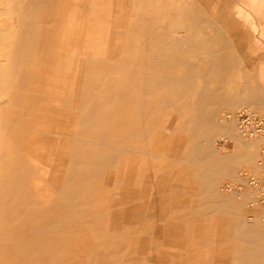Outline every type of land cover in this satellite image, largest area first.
<instances>
[{"label": "rangeland", "instance_id": "rangeland-1", "mask_svg": "<svg viewBox=\"0 0 264 264\" xmlns=\"http://www.w3.org/2000/svg\"><path fill=\"white\" fill-rule=\"evenodd\" d=\"M7 1L0 0V36L3 38L0 37V43L2 42L0 44V102L2 101L0 103V124L3 126L0 125V141L2 142L0 143L3 144L6 140H8L6 141L7 143H10L0 144V148H4V150L0 149L2 151V153L0 151V170L2 171L0 172V186H7L0 187V203L2 206L0 207V213H7L9 209L8 214L4 216L11 217L7 218L8 223L6 222L7 219H3L5 221L2 222L4 226L2 229L1 221L4 216L0 214V216L2 215L0 217V233L3 234L0 235V244H2L0 245V264H92L93 262H95L93 264H164L165 262L166 264H183L184 262L199 264L197 262L201 260L206 262L201 261L200 264H250L253 261L251 264H254L255 260L257 264H264V0H152L153 7H147L146 3V7L140 11L133 9V0H125L122 3L123 9L121 11H116V9L122 0H113V2L95 0V3L92 2L90 5H86L85 0H63L66 10L58 9L54 0H10L9 4ZM137 1L142 3L151 0ZM189 2L190 7L188 9L187 3ZM34 3L36 5L31 6ZM173 3L176 5L174 6ZM111 5L114 7L113 9H110ZM150 5L152 6L151 3ZM44 7L47 8L46 13ZM70 12H75V15L70 16ZM58 13H64L65 15ZM23 15L25 20L21 19ZM43 15L46 16L45 19ZM42 19L44 20L42 21ZM26 20L31 25L27 22L25 24ZM33 25L35 26L33 27ZM57 25L62 26L66 31L70 29L69 31L72 32L74 30L77 33L75 37V33H72V40L60 41L56 48L54 41L56 35L52 31ZM26 26L28 28L33 27V29H28ZM36 28L38 29L36 30ZM27 29L30 33L32 30L33 33L36 30V35L34 34V36L31 33V35H28L30 39H27L28 36L25 35L29 33ZM82 29L92 30V43L94 46L90 47V49L85 48V39L80 37ZM43 31L44 33H42ZM42 34L48 37L44 36L43 40L41 38L38 41ZM77 37L78 40L76 39ZM197 37L199 38L197 39ZM45 39L47 40L45 41ZM32 41L34 43H31ZM25 44L28 45L26 46ZM35 44H37L36 48L40 44L43 49L41 47H39L40 49L37 48L38 54L35 52ZM29 46L33 47L31 49L34 50L32 51ZM61 46L64 52H61L59 58L56 56L53 58V49H58ZM25 47L32 51L31 57L27 53H30V51L27 48L26 51ZM75 48L76 51H74ZM24 52L26 54L22 56ZM19 54H21L20 57H18ZM36 55L37 57H35ZM13 61H19L16 66L18 68H15L16 64L13 66L14 70L21 71L18 78L15 76L18 72L14 71L15 74H9L10 69L13 68ZM187 61L192 64V68L189 62L190 67L188 66ZM30 62L31 64H27ZM32 62L37 63H34L36 67H34L35 65ZM6 63L7 66L5 67ZM48 63L50 64L48 65ZM51 64V68H46L50 67ZM27 65L31 67L26 68ZM32 65H34L33 68ZM74 66H76L75 69ZM46 69L47 71H44ZM65 69L69 71L66 72ZM34 74L36 77L33 76ZM15 78L17 82L14 80ZM39 78L54 80L40 81L38 80ZM18 79H21L23 83L26 82L24 83L25 86ZM34 79L35 81H33ZM65 82H67V85ZM68 83L71 86L69 85L68 87ZM76 84L77 87L75 86ZM43 86H45L44 89H42ZM186 87H189V89ZM18 89L21 91H17ZM49 89L51 90L49 91ZM87 91L89 92L87 93ZM165 92H168V94ZM48 93L50 95L58 94L62 97L57 95L58 98H54L49 96ZM32 96H34L33 99ZM62 100H65L64 103ZM19 103L21 105L15 106ZM23 103L27 104L24 105ZM30 103L31 106H29ZM76 107L78 110H76ZM59 108L60 111H57ZM34 109H37L36 112ZM6 111L7 113H5ZM2 112L5 114L1 118ZM106 113L107 115H104ZM91 115L93 116L91 117ZM152 115L156 122L151 119ZM185 116L187 117L185 118ZM45 120L48 121L45 122ZM22 122H26V124L23 123V125ZM143 122L145 123L143 124ZM151 122L152 124L150 125L149 123ZM20 123L21 125H18ZM61 123H63L62 131H57V129H60L58 127ZM187 123L188 125H186ZM76 126L77 128H75ZM187 127L190 128L188 129ZM24 128H26L27 132L34 134H26ZM29 128L30 130H28ZM81 128H84V130L86 128V131L84 132ZM114 128L116 130L120 128L121 130H117V132ZM212 128L214 129L212 130ZM32 129L33 131H31ZM91 129L92 131H90ZM108 129L109 131H107ZM70 130L72 132L75 131L72 137ZM94 130L96 131L94 132ZM214 130L215 132H213ZM51 131H53V135ZM191 131L193 132L191 133ZM6 132L8 133L6 134ZM59 132H62L61 135L58 134ZM97 132L101 133V135ZM107 132H111L109 133L110 135ZM229 132L231 135H229ZM92 135L95 137L93 138ZM104 136L108 137L104 138ZM54 137L56 139L59 137L60 140L59 138L56 140ZM134 137L136 138L134 139ZM198 137L202 140H199ZM213 140H216L217 144ZM33 141L34 144H31ZM61 141L62 143H60ZM13 142H16L18 148ZM85 142L87 144L82 145ZM146 142L147 144H145ZM44 147L47 148L45 149ZM55 149L58 151L56 150V152ZM9 151L20 152L15 155L16 158L21 160L17 161L24 168L21 165L19 166L13 155L14 153H9ZM24 151H26L27 155ZM39 151H42L41 154ZM44 152L48 159L43 155ZM110 152L114 154L112 153L110 156ZM35 153L42 156L38 159V161H41V167L36 160L38 155ZM48 153L52 154L47 155ZM99 153H101L100 158L98 157ZM218 153L220 154L218 155ZM6 154L11 155L6 158ZM62 155L64 157L66 155V157L64 158ZM124 155L125 157H123ZM137 155H140V158ZM224 155L226 158H222L225 157ZM142 156L145 157L143 158ZM33 157L37 158L33 159ZM44 157L46 158V163L50 160L47 164ZM75 157V161L79 159L76 163L73 162ZM2 158L6 159L3 160ZM55 158L57 159L55 160ZM138 158L139 160H137ZM83 159H86V161L80 162ZM151 159L153 160L151 161ZM223 159H226L224 160L226 161L225 167ZM25 160H29V163ZM23 161L26 162L27 167L26 164L23 165L25 163ZM132 161L134 162L132 163ZM34 162L36 163L34 164ZM90 162L91 164H89ZM10 163L13 164V167L10 166ZM14 163L18 164V167H22L23 170H21L22 168L18 169ZM28 165H31V169ZM49 165L51 170L48 169ZM211 165L214 166L212 167ZM181 166L182 169H180ZM209 166L215 170L209 169ZM14 167L18 169L17 173L14 172ZM28 170L30 173L32 172L31 175ZM208 170L211 171L209 172ZM20 171L24 173L27 171L30 176H26V173L25 175L23 172L20 173ZM39 171L41 174H39ZM214 172L215 174H213ZM204 175L208 178L205 179ZM17 176L18 181L14 180L18 184L13 182L14 180L12 181V178ZM37 176H40L37 181L41 184L36 181ZM159 176L162 178H159ZM72 177L77 182H73ZM82 177L84 178V183L82 182ZM21 178L24 179L22 180ZM28 178L33 181H26ZM201 180L207 182L208 185ZM32 182L35 185L38 184V187H35V189L39 188L38 192L33 191L35 189ZM14 183L16 188L13 185ZM85 183L90 184V187ZM214 183L216 187H211L214 186ZM70 184H74V187L71 188ZM198 184H203V186ZM176 185L178 189L180 188L179 190L175 187ZM18 186L22 189L18 190ZM49 187L57 197H53L55 195L51 191L49 192ZM7 189H14L11 192L12 196L7 194L10 192ZM47 189H49V195L52 194L50 197L52 196L53 198L48 196ZM4 190H7V192ZM17 190L19 191L18 193ZM179 191L181 192L178 193ZM13 192L16 194L14 193V195ZM185 192L186 194L182 196V193ZM1 194L6 196V199L9 195V200L7 199V201ZM26 194L29 198L26 197ZM10 196L12 197L11 199ZM44 196L49 197L50 202ZM16 199L22 203L18 205ZM219 199L223 203H217ZM41 200L45 204L48 202L47 205ZM62 200L64 201L62 202ZM176 200L177 204H175ZM100 201L104 202H101L102 204L98 208ZM225 202L227 204H224ZM71 205L73 206L71 207ZM14 206L20 207L17 209ZM12 207L13 209L15 208L13 214H11L13 211L10 212ZM228 207L231 208L229 209ZM151 211L154 213H151ZM215 211L217 212L215 213ZM66 214L69 215L67 216ZM75 215L77 216L75 217ZM239 216L241 220L247 222L241 221L240 218L238 219ZM163 219L165 220L163 221ZM12 230L15 232H12ZM233 231L236 232V235H234ZM237 231L240 233L238 234ZM36 235L38 238H35ZM188 235L190 239L187 237ZM156 236L157 238L159 237L158 241ZM163 238L166 242L163 241ZM196 239H200L201 241L198 240L200 243L195 241ZM240 240H243L244 243ZM154 241H160L161 243L155 244ZM37 242L38 245L40 244L39 246L35 244ZM256 242L259 246L261 244V249ZM42 245L48 248L43 246L44 248L42 247L41 249ZM68 245L69 248L67 249ZM182 246L185 248H182ZM234 247H237L236 250ZM168 250L171 251L168 252ZM173 250L174 252H172ZM229 250L236 255L234 256ZM240 250H243L244 253L242 251L240 254ZM259 251L262 252L260 253ZM70 252H73L72 256H70ZM257 253L258 257L255 259L256 257L254 256H257ZM75 255L76 257H74ZM149 255L152 257H149ZM227 257L230 259H227ZM235 260H239L241 263Z\"/></svg>", "mask_w": 264, "mask_h": 264}, {"label": "bare ground", "instance_id": "bare-ground-1", "mask_svg": "<svg viewBox=\"0 0 264 264\" xmlns=\"http://www.w3.org/2000/svg\"><path fill=\"white\" fill-rule=\"evenodd\" d=\"M5 1H6V0H5ZM9 1H10V0L7 1L8 4H9ZM48 1H49V0H48ZM48 1H46V2H48ZM54 2L57 4L56 6H57L58 9H61V10L65 9V8H64L63 0H54ZM31 3H32V2H31ZM28 4H29V3H28ZM35 5H36V3H34V5H31V6H35ZM29 6H30V5H29ZM41 9H42V8H41ZM44 9H45V13H46V11H47L46 9H47V8L44 7ZM7 10H8V9H7ZM65 10H66V9H65ZM5 12H6V11H5ZM45 13H44V15H45ZM58 14H62V15H63L64 13H58ZM29 15H30V14H29ZM29 15H27V16H29ZM44 15H43V18L45 19L46 16H44ZM74 15H75V12H73V13L70 12V16H74ZM52 16H53V15H52ZM23 17H25V16H24V15L21 16V19H22ZM12 18H13V17H12ZM28 18H29V17H28ZM16 19H18V18H16ZM23 19H24V18H23ZM31 19H32V18H31ZM44 19H42V21H43ZM11 20H12V19H11ZM24 20H25V19H24ZM28 21H29V19H28ZM38 21L40 22V20H38ZM13 22H14V19H13ZM26 22H27V20L25 21V24H26ZM14 23H15V22H14ZM14 23H13V24H14ZM27 23L29 24V22H27ZM36 23H37V22H36ZM40 23H43V22H40ZM19 24H20V23H19ZM34 24H35V23H34ZM185 24H186V23H185ZM29 25H31V24H29ZM0 26H1V25H0ZM14 26H15V25H14ZM16 26H17V25H16ZM34 26H35V25H33V27H34ZM19 27H20V26H19ZM26 27H27V26H26ZM33 27H31V28L33 29ZM12 28H13V27H12ZM27 28H28V27H27ZM31 28H28V29H31ZM6 29H7V27H6ZM16 29H17V27H16ZM28 29H27V30H28ZM34 29H35V28H34ZM37 29H38V28H36V30H37ZM46 29H47V28H46ZM49 29H50V28H49ZM76 29H77V28H76ZM17 30H18V29H17ZM17 30H16V31H17ZM36 30H34V31L36 32ZM69 30H70V29H69ZM69 30L66 31L64 28H62V26H58V25L55 27V29H53L52 32L55 33L56 38H60V39H56V38H55V40H54L55 43H56V45H55L56 48H57V44H58L60 41H61V42H65V41H67L68 39H69V40H72V39H73L72 33H75V34H74V37H75V35H76L77 32H74V30H72V32H71V31H69ZM84 30H85V31H84ZM1 31H2V30H1ZM3 31H4V30H3ZM9 31H10V30H9ZM16 31H15V32H16ZM30 31H31V30H30ZM44 31H45V30H44ZM44 31H43L42 33H44ZM26 32H27V31H26ZM28 32H29V30H28ZM35 32L33 33V30L31 31V33H32L33 35H34V34L36 35L37 32H36V33H35ZM91 32H92V30H90V29H89V30H87V29H82V32H81V35H80L81 38H84V39H85V40H84V43H85V48H87V49H90V47H93V46H94V44L92 43V38H93V36H92V33H91ZM5 33H6V32H5ZM8 33H9V32H8ZM10 33H11V32H10ZM31 33L29 32V33H26L25 35L28 36V35H31ZM35 35H34V36H35ZM42 35H43V36H42ZM42 35H41L42 37L40 36V39L38 38V41H40L41 38H42V40H43V37L46 36V35H44V34H42ZM2 36H3V34H2ZM37 36H38V35H37ZM77 36H78V35H77ZM205 36H206V35H205ZM205 36H204V37H205ZM0 37H1V36H0ZM4 37H5V35H4ZM31 37H32V36H31ZM46 37H48V36H46ZM1 38H2V37H1ZM32 38H36V37H32ZM198 38H199V37H197V39H198ZM200 38H201V37H200ZM202 38H203V37H202ZM210 38H211V37H210ZM2 39H3V38H2ZM2 39H1V41H2ZM7 39H8V38H7ZM27 39H30L29 36L27 37ZM47 39H48V38H47ZM47 39H45V41H46ZM76 39L78 40V37H77ZM203 39H204V38H203ZM32 40H33V39H32ZM36 40H37V39H36ZM63 40H65V41H63ZM182 40H183V38H182ZM194 40H195V39H194ZM27 41L29 42V40H27ZM30 41H31V40H30ZM38 41H37V43H38ZM24 42H25V41H24ZM34 42H35V40H34ZM34 42L32 41L31 43H34ZM43 42H44V41H43ZM78 42H79V41H78ZM180 42H182V41H180ZM180 42H179V43H180ZM1 43H2V42H1ZM1 43H0V44H1ZM31 43H30V45H31ZM44 43H46V42H44ZM196 43H197V42H196ZM41 44H42V43H41ZM46 44H47V43H46ZM25 45H26V44H25ZM27 45H28V44H27ZM27 45H26V46H27ZM36 45H37V44L34 45V46H35L34 48H36ZM38 45H39V46H38L37 48L41 47L40 44H38ZM71 46H72V43H71ZM0 47H1V45H0ZM29 47H30V49L33 48V47H31V46H29ZM26 48H27V47H25V50H26ZM37 48L35 49V50H36L35 52H37ZM56 48L53 49V58H54V56H56V57L59 58L61 52L63 51V49H62L63 47H62V46H61L60 48H58V49H56ZM69 48H70V47H69ZM23 49H24V48H22V50H23ZM27 49H28V51H30L29 48H27ZM39 49H40V48H39ZM39 49H38V50H39ZM41 49H42V47H41ZM25 50H23V51H25ZM31 50L33 51L34 49H31ZM42 50H43V49H42ZM26 51H27V50H26ZM32 51H30V53L27 52L28 55H30V54L32 53ZM74 51H76V48L74 49ZM18 52H20V51H18ZM63 52H64V51H63ZM9 53H11V52H9ZM9 53H7V54H9ZM20 53H21V52H20ZM33 53H34V52H33ZM25 54H26V52H24V55L22 54V56H25ZM37 54H38V52H37ZM168 54H169V53H168ZM13 55H14V54H13ZM34 55H35V53H34ZM45 55H46V54H45ZM169 55H170V54H169ZM20 56H21V54L18 55V57H20ZM62 56H63V55H62ZM7 57H8V56H7ZM30 57H31V55H30ZM35 57H37V55H36ZM35 57H34V58H35ZM75 57H76V56H75ZM78 57H79V56H78ZM80 57H81V56H80ZM84 57H85V56H84ZM190 57H191V55H190ZM22 58H23V57H22ZM25 58H26V57H25ZM34 58H31V59H34ZM16 59H17V57H16ZM16 59H15V60H16ZM39 59H40V58H39ZM86 59H87V58H86ZM17 60H18V59H17ZM26 60H27V59H26ZM75 60H76V59H75ZM87 60H88V59H87ZM7 61L10 62L9 60H7ZM30 61H31V60H30ZM33 61H34V60H33ZM41 61H42V60H41ZM174 61H175V60H174ZM8 62H7V63H8ZM14 62H16V61H13V62H12V67L14 66V64H16V65H15V68H18V67H16V66H17V63H18L19 61L16 62V63H14ZM24 62H25V61H24ZM26 62H28V61H26ZM48 62H49V61H48ZM175 62H176V61H175ZM188 62H189V61H187V64H188ZM7 63H6V65H5V67L7 66ZM32 63L34 64L35 62H32ZM39 63H40V62H39ZM42 63H43V61H42ZM44 63H45V62H44ZM60 63H61V62H60ZM171 63H172V62H171ZM184 63H185V62H184ZM189 63H190V62H189ZM21 64H22V62H21ZM27 64H31V62H30V63H27ZM35 64H37V63H35ZM35 64H34V65H35ZM40 64H41V63H40ZM45 64H47V63H45ZM49 64H50V63H48V65H49ZM66 64H67V63H66ZM74 64H75V62H74ZM83 64H84V63H83ZM83 64H82V66H83ZM172 64H173V63H172ZM172 64H171V66H172ZM176 64H177V63H176ZM190 64H191V63H190ZM34 65H32V68H33ZM86 65H87V64H86ZM174 65H175V64H174ZM29 66H30V65H27L26 68L29 67ZM37 66H38V65H37ZM40 66H41V65H40ZM59 66H60V65H59ZM79 66H80V65H79ZM188 66H189V64H188ZM30 67H31V66H30ZM34 67H36V65H35ZM51 67H52V64H51L50 67H46V68H51ZM75 67H76V66H74V69H75ZM189 67H190V66H189ZM10 68H11V66H10ZM32 68H31V69H32ZM62 68H63V67H62ZM86 68H87V67H86ZM173 68H174V67H173ZM191 68H192V64H191ZM222 68H223V67H222ZM224 68H225V67H224ZM2 69H4V68L2 67ZM12 69H13V72H12ZM12 69H10L9 74H10V73L15 74V72H18V70H16V69L14 70V67H13ZM21 69H22V68H21ZM28 69H30V68H28ZM63 69H64V68H63ZM67 69H69V68L67 67ZM67 69H65L66 72L69 71V70H67ZM51 70H52V69H51ZM162 70H163V68H162ZM169 70L171 71V69H169ZM14 71H15V72H14ZM26 71H27V70H26ZM35 71H36V70H35ZM44 71H47V69L44 70ZM85 71H87V70H85ZM172 71H173V70H172ZM19 72L21 73V71H19ZM19 72H18L17 75L15 74L16 78L20 77V75H19L20 73H19ZM29 72H30V71H29ZM36 72H37V71H36ZM36 72H34V73L36 74ZM219 72H221V71H219ZM23 73H25V72H23ZM196 73H197V72H196ZM198 73H199V72H198ZM27 74H29V73H27ZM35 74H34L33 76L36 77ZM84 74H85V73H84ZM18 75H19V76H18ZM23 75H25V74H23ZM38 75H39V74H38ZM38 75H37V76H38ZM76 75H77V74H76ZM213 75H214V74H213ZM15 76H14V77H15ZM21 76H22V74H21ZM25 76H26V75H25ZM27 76H28V75H27ZM77 76H78V75H77ZM81 76H82V75H81ZM184 76H185V75H184ZM56 77H57V76H56ZM74 77H75V75H74ZM206 77L208 78V76H206ZM206 77H205V78H206ZM210 77H212V76H210ZM16 78H15L14 80H16V82H17V79H16ZM62 78H63V76H62ZM67 78H68V77H67ZM170 78H171V76H170ZM202 78H203V77H202ZM70 79H72V78H70ZM164 79H166V78H164ZM183 79H185V78H183ZM195 79H196V78H195ZM20 80H21V79H20ZM20 80L18 79V81H20ZM38 80H40V81H52V80H54V79H43V78L41 79V78H39ZM80 80H81V79H80ZM23 81H24V80H23ZM33 81H35V79H34ZM62 81H63V80H62ZM65 81H67V80H65ZM83 81H84V80H83ZM165 81H166V80H165ZM202 81L204 82V80H202ZM16 82H15V83H16ZM21 82H22V80H21ZM31 82H32V80H31ZM38 82H39V81H38ZM38 82H37V83H38ZM70 82H71V81H70ZM74 82H75V81H74ZM162 82H163V81H162ZM162 82H161V83H162ZM205 82H206V81H205ZM207 82L209 83V81H207ZM210 82H211V81H210ZM8 83H9V82H8ZM13 83H14V82H13ZM22 83H23V82H22ZM24 83H26V82H24ZM24 83H23V85L25 86ZM66 83H67V82H65V84H66ZM79 83H80V82H79ZM88 83H89V82H88ZM189 83H190V81H189ZM3 84H4V83H3ZM10 84H11V83H10ZM27 84H28V83H27ZM60 84H61V83H60ZM65 84H64V86H65ZM89 84H90V83H89ZM205 84H207V83H205ZM8 85H9V84H8ZM15 85H17V84H15ZM20 85H21V84H20ZM20 85H19V86H20ZM33 85H35V84H33ZM33 85H32V87L34 88ZM40 85H42V84H40ZM40 85H39V86H40ZM44 85H45V84H44ZM66 85H67V84H66ZM69 85H70V84L68 83V87H69ZM191 85H192V84H191ZM208 85H209V84H208ZM29 86L31 87V85H29ZM36 86H38V85L36 84ZM45 86H47V85H45ZM45 86H43L42 89H44ZM48 86H49V85H48ZM64 86H63V87H64ZM70 86H71V85H70ZM75 86L77 87V84H76ZM82 86H85V85H82ZM173 86H174V85H173ZM187 86H188V85H187ZM189 86H190V85H189ZM205 86H206V85H205ZM205 86H204V87H205ZM27 87H28V85H27ZM51 87H52V86H51ZM53 87L56 88L55 86H53ZM59 87H60V86H59ZM206 87H207V86H206ZM209 87H210V86H209ZM12 88L14 89L13 84H12ZM23 88H24V87H23ZM57 88H58V87H57ZM79 88H80V87H79ZM79 88H78V89H79ZM177 88H178V87H177ZM186 88H187V87H186ZM36 89H37V88H36ZM38 89H39V87H38ZM47 89H48V88H47ZM60 89H61V88H60ZM82 89H83V88H82ZM144 89H146V88H144ZM150 89H151V87H150ZM187 89H189V87H188ZM190 89H191V88H190ZM206 89H208V88H206ZM210 89H211V88H210ZM19 90H20V89H18L17 91H19ZM50 90H51V89H49V91H50ZM62 90H63V88H62ZM67 90H68V89H67ZM154 90H155V89H154ZM165 90H166V89H165ZM199 90H200V89H199ZM211 90H212V89H211ZM17 91H16V92H17ZM20 91H21V90H20ZM28 91H30V90H28ZM32 91H33V90H32ZM35 91H36V90H35ZM39 91H40V89H39ZM47 91H48V90H47ZM69 91H70V90H69ZM89 91H90V90H89ZM89 91H87V93H88ZM148 91H149V90H148ZM174 91H175V89H174ZM180 91H181V90H180ZM13 92H14V91H13ZM22 92H23V91H22ZM58 92H59V91H58ZM169 92H170V91H169ZM175 92H176V91H175ZM28 93H29V92H28ZM42 93H43V92H42ZM78 93H79V92H78ZM165 93L168 94V92H165ZM165 93H164V94H165ZM170 93H171V92H170ZM182 93H183V92H182ZM204 93H205V92H204ZM211 93H212V92H211ZM213 93H214V92H213ZM217 93H219V92H217ZM48 94H49V96L54 97V98L57 97V95H58V94H57V95H54V94H51V95H50V93H48ZM172 94H174V93L172 92ZM172 94H171V95H172ZM200 94H201V93H200ZM209 94H210V92H209ZM215 94H216V93H215ZM52 95H54V96H52ZM175 95H176V94H175ZM175 95H174V97H175ZM25 96H26V95H25ZM38 96H39V95H38ZM44 96H45V95H44ZM46 96H47V95H46ZM58 96H60V95H58ZM73 96H74V95H73ZM202 96H203V95H202ZM211 96H212V95H211ZM33 97H34V96H32V99H33ZM39 97H40V96H39ZM60 97H62V96H60ZM60 97H59V98H60ZM67 97H68V96H67ZM70 97H71V96H70ZM77 97H78V95H77ZM79 97L81 98V96H79ZM180 97H181V96H180ZM212 97H213V96H212ZM26 98H27V97H26ZM28 98H29V97H28ZM57 98H58V97H57ZM156 98L158 99V97H156ZM194 98H196V97H194ZM216 98H217V97H216ZM30 99H31V97H30ZM61 99H62V98H61ZM76 99H78V98H76ZM173 99H174V98H173ZM177 99H179V98L177 97ZM177 99H176V100H177ZM202 99H203V97H202ZM214 99H215V98H214ZM217 99H218V98H217ZM219 99H220V98H219ZM27 100H28V99H27ZM27 100H26V101H27ZM65 100H66V99H65ZM65 100H64V101H65ZM160 100H161V98H160ZM205 100H206V99H205ZM28 101H30V100H28ZM31 101H32V100H31ZM44 101H45V100H44ZM47 101H48V100H47ZM64 101L62 100L63 103H64ZM76 101H77V100H76ZM153 101H155V100H153ZM184 101H185V100H184ZM184 101H183V102H184ZM186 101H187V100H186ZM195 101H196V99H195ZM210 101H211V100H210ZM217 101H220V100H217ZM1 102H2V101H1ZM1 102H0V103H1ZM12 102H14V101H12ZM15 102H16V101H15ZM17 102H19V101H17ZM50 102H51V101H50ZM62 102H61V103H62ZM162 102H164V101L162 100ZM183 102H181V103H183ZM202 102H203V101H202ZM213 102H215V101H213ZM213 102H212V103H213ZM221 102H222V101H221ZM223 102H224V101H223ZM5 103H7V102H5ZM28 103H29V102H28ZM45 103H46V102H45ZM47 103H48V102H47ZM53 103L55 104V102H53ZM58 103H59V102H58ZM61 103H60V104H61ZM204 103H205V101H204ZM23 104H24V103H23ZM25 104H27V103H25ZM25 104H24V105H25ZM157 104H158V103H157ZM161 104H162V103H161ZM198 104H199V103H198ZM224 104H225V102H224ZM3 105H4V104H3ZM18 105H21V104L19 103V104L15 105V106H18ZM61 105H62V104H61ZM150 105H151V104H150ZM152 105H154V104H152ZM159 105H160V104H159ZM162 105H163V104H162ZM180 105H182V104H180ZM196 105H197V104H196ZM196 105H195V106H196ZM13 106H14V104H13ZM29 106H31V103H30ZM29 106H28V107H29ZM46 106H47V105H46ZM59 106H60V105H59ZM70 106L72 107V105H70ZM73 106H74V104H73ZM157 106H158V105H157ZM157 106H156V107H157ZM160 106H161V105H160ZM192 106H193V105H192ZM22 107H23V106H22ZM162 107H163V106H162ZM202 107H203V106H202ZM73 108H74V107H73ZM79 108H80V107H79ZM158 108H159V107H158ZM206 108H207V107H206ZM2 109H3V108H2ZM14 109H15V108H14ZM62 109H63V108H62ZM145 109H146V108H145ZM159 109H160V108H159ZM184 109H185V108H184ZM18 110H19V109H18ZM34 110H35V112H36L37 109H34ZM34 110H33V111H34ZM73 110H74V109H73ZM76 110H78L77 107H76ZM161 110H162V108H161ZM191 110H192V109H191ZM3 111H5V110L3 109ZM23 111H24V110H23ZM27 111H28V110H27ZM29 111H30V110H29ZM42 111H43V110H42ZM57 111H60V108H59ZM70 111H71V110H70ZM80 111H82V110H80ZM97 111H98V110H97ZM128 111H129V110H128ZM165 111H167V110H165ZM168 111H169V110H168ZM187 111H188V108H187ZM43 112H44V111H43ZM61 112H63V111H61ZM64 112H65V111H64ZM73 112H74V111H73ZM86 112H87V110H86ZM95 112H96V111H95ZM170 112H171V110H170ZM215 112H216V110H215ZM5 113H7V111H6ZM5 113L2 112V116H1V118L4 117L3 114H5ZM17 113H18V112H17ZM37 113H38V111H37ZM44 113H45V112H44ZM44 113H43V114H44ZM93 113H94V111H93ZM107 113H108V112H107ZM107 113L104 114V115H107ZM167 113H169V112H167ZM172 113H173V112H172ZM186 113H187V112H186ZM210 113H211V112H210ZM210 113H209V114H210ZM40 114H41V112H40ZM45 114H46V113H45ZM48 114H50V113H48ZM48 114H47V115H48ZM69 114H71V113H69ZM80 114H81V112H80ZM80 114H79V115H80ZM108 114H109V113H108ZM131 114H132V113H131ZM169 114H170V113H169ZM209 114H208V115H209ZM13 115H14V114H13ZM13 115H12V116H13ZM51 115H54V114H51ZM55 115H57V114H55ZM96 115H97V113H96ZM165 115H166V114H165ZM172 115H173V114H172ZM212 115H213V114H212ZM16 116L18 117V115H16ZM75 116H77V115H75ZM81 116H82V114H81ZM92 116H93V115H91V117H92ZM156 116H157V115H156ZM163 116H164V115H163ZM169 116H170V115H169ZM169 116H168V117H169ZM217 116H218V115H217ZM25 117H26V116H25ZM91 117H90V118H91ZM186 117H187V116H185V118H186ZM198 117H199V116H198ZM200 117H201V116H200ZM202 117H203V114H202ZM202 117H201V118H202ZM13 118H14V117H13ZM76 118H78V117H76ZM88 118H89V117H88ZM94 118H96V117H94ZM46 119H47V118H46ZM151 119H153V121L155 120V118H153V115H152V118H151ZM165 119H166V118H165ZM198 119H199V118H198ZM2 120H3V119H2ZM38 120H39V118H38ZM199 120H200V119H199ZM221 120H222V119H221ZM3 121H4V120H3ZM10 121H11V120H10ZM10 121H9V122H10ZM46 121H48V120H45V122H46ZM79 121H80V120H79ZM118 121H119V120H118ZM131 121H133V120H131ZM151 121H152V120H151ZM153 121H152V122H153ZM209 121H210V120H209ZM51 122H52V121H51ZM88 122H89V121H88ZM137 122H138V121H137ZM148 122H150V121H148ZM152 122L149 123V124L151 125ZM154 122H156V121H154ZM188 122H189V121H188ZM197 122H198V121H197ZM4 123H8V122H4ZM15 123H16V122H15ZM23 123H24V122H22V124H23ZM63 123H64V120H63ZM63 123L59 124V127H58V128H60V129H59V130L57 129V131H62L61 127L63 126V125H62ZM68 123H69V122H68ZM68 123H67V125H68ZM89 123H90V122H89ZM129 123H130V122H129ZM144 123H145V122H143V124H144ZM8 124L10 125L11 123H8ZM16 124H17V123H16ZM24 124H26V122H25ZM24 124H23V125H24ZM65 124H66V123H65ZM80 124H81V123H80ZM138 124H139V123H138ZM153 124H154V123H153ZM161 124H162V123H161ZM161 124H160V125H161ZM199 124H200V122H199ZM213 124H214V123H213ZM220 124H221V123H220ZM0 125L2 126V124H0ZM4 125H5V124H4ZM13 125H14V124H13ZM18 125H21V123L18 124ZM78 125H79V124H78ZM92 125H93V124H92ZM94 125H95V123H94ZM147 125H148V124H147ZM154 125H155V124H154ZM186 125H188V123H187ZM211 125H212V124H211ZM28 126H29V125H28ZM136 126H139V125H136ZM156 126H157V125H156ZM164 126H165V124H164ZM192 126H193V124H192ZM2 127H3V126H2ZM25 127H26V126H25ZM95 127H96V126H95ZM116 127H117V126H116ZM144 127H145V126H144ZM149 127H150V126H149ZM154 127H155V126H154ZM162 127H163V126H162ZM206 127H207V126H206ZM18 128H19V130H21L20 127H18ZM21 128H22V127H21ZM39 128H40V127H39ZM75 128H77V126H76ZM91 128H93V127H91ZM123 128H124V127H123ZM123 128H122V129H123ZM130 128H131V125H130ZM151 128H153V127H151ZM151 128H149V129H151ZM158 128H159V127H158ZM185 128H186V127H185ZM187 128H188V127H187ZM189 128H190V127H189ZM189 128H188V129H189ZM195 128H196V127H195ZM210 128H211V127H210ZM12 129H13V128H12ZM35 129H36V128H35ZM81 129H82L84 132L86 131V128H85V130H84V128H81ZM95 129H96V128H95ZM98 129H99V128H98ZM104 129H105V127H104ZM143 129H144V128H143ZM145 129H146V128H145ZM163 129H164V128H163ZM213 129H214V128H212V130H213ZM0 130H1V129H0ZM4 130H5V129H4ZM7 130H8V129H6L5 131H7ZM16 130H18V129H16ZM28 130H30V128H29ZM36 130H37V129H36ZM39 130H40V129H39ZM76 130H77V129H76ZM100 130H101V132L103 131L102 128H101ZM111 130H113V129H111ZM114 130H116V128H114ZM114 130H113V131H114ZM117 130H121V129L118 128ZM117 130H116V131H117ZM133 130H134V129H133ZM133 130H132V131H133ZM161 130H162V129H161ZM193 130H194V129H193ZM202 130H203V129H202ZM208 130H209V126H208ZM2 131H3V130H2ZM8 131H9V130H8ZM24 131L26 132V134L29 133V135H33V134H34V133L27 132V131H26V128H24ZM31 131H33V129H32ZM57 131H56V133H57ZM70 131H71V130H70ZM90 131H92V129H91ZM95 131H96V130H94V132H95ZM107 131H109V129H108ZM116 131H115V132H116ZM148 131H149V130H148ZM206 131H207V130H206ZM13 132H15V131H13ZM13 132H12V133H13ZM36 132H37V131H36ZM41 132H42V130H41ZM49 132H50V130H49ZM52 132H53V131H51V133H52ZM73 132H75V131H73ZM73 132H72V131L70 132L71 137H72V135H73ZM87 132H88V131H87ZM117 132H118V131H117ZM117 132H116V133H117ZM119 132H121V131H119ZM192 132H193V131H191V133H192ZM201 132H202V131H201ZM210 132L212 133L211 130H210ZM213 132H215V130H214ZM7 133H8V132H6V134H7ZM61 133H62V132H61ZM61 133L59 132L58 134L61 135ZM63 133H64V132H63ZM90 133H92V132H90ZM97 133H98V132H97ZM109 133H111V132H107V134H109ZM150 133H151V132H150ZM176 133H177V132H176ZM179 133H180V132H179ZM181 133H182V132H181ZM184 133H185V132H184ZM197 133H198V132H197ZM42 134H43V133H42ZM44 134H45V133H44ZM58 134H57V135H58ZM66 134H67V133H66ZM86 134H87V133H86ZM88 134H89V133H88ZM95 134H96V133H95ZM98 134L101 135V133H98ZM103 134H104V133H103ZM133 134H134V133H133ZM145 134H146V133H145ZM155 134H157V133H155ZM155 134H154V135H155ZM174 134H175V133H174ZM200 134H201V133H200ZM22 135H23V134H22ZM22 135H21V136H22ZM47 135H49V134H47ZM52 135H53V133H52ZM68 135H69V134H68ZM74 135H75V134H74ZM93 135H94V134H93ZM93 135H92V137L94 138L95 136H93ZM109 135H110V134H109ZM111 135H112V134H111ZM148 135H149V134H148ZM168 135H169V134H168ZM171 135H172V134H171ZM196 135H198V134H196ZM205 135H206V134H205ZM212 135H213V133H212ZM212 135H210V136H212ZM217 135H218V134H217ZM229 135H231L230 132H229ZM25 136H26V135H25ZM45 136H46V135H45ZM50 136H51V134H50ZM54 136H55V135H54ZM66 136H67V135H66ZM85 136H86V135H85ZM85 136H84V137H85ZM87 136H89V135H87ZM90 136H91V135H90ZM128 136H129V134H128ZM144 136H145V135H144ZM156 136H157V135H156ZM11 137H12V136H11ZM11 137H9V138H11ZM28 137H29V136H28ZM51 137H52V136H51ZM62 137H63V136H62ZM73 137H74V136H73ZM96 137L98 138V136H96ZM99 137H100V136H99ZM106 137H108V136H104V138H106ZM109 137H110V136H109ZM142 137H143V135H142ZM146 137H147V136H146ZM151 137H152V136H151ZM157 137H158V136H157ZM157 137H156V138H157ZM229 137H230V136H229ZM0 138H1V136H0ZM32 138H33V137H32ZM54 138L56 139V137H54ZM54 138H53V140H54ZM58 138H59V137H58ZM58 138H57L56 140H58ZM68 138H69V137H68ZM87 138H88V137H87ZM135 138H136V137H134V139H135ZM154 138H155V137H154ZM179 138H180V137H179ZM198 138H199V137H198ZM214 138H215V136H214ZM216 138H217V137H216ZM223 138H224V137H223ZM46 139H48V138H46ZM51 139H52V138H51ZM64 139H65V136H64ZM83 139H84V138H83ZM90 139H92V138H90ZM139 139H140V138H139ZM139 139H138V140H139ZM200 139H201V138H199V140H200ZM208 139H209V138H208ZM211 139H212V138H211ZM0 140H1V139H0ZM4 140H5V139H4ZM10 140H11V139H10ZM36 140H38V139H36ZM59 140H60V138H59ZM62 140H63V139H62ZM92 140H93V139H92ZM126 140H127V139H126ZM182 140H183V139H182ZM201 140H202V139H201ZM220 140H221V139H220ZM230 140H231V139H230ZM6 141H8V140H6ZM6 141H5V142H6ZM11 141H12V140H11ZM16 141H17V140H16ZM44 141H45V140H44ZM77 141H78V140H77ZM87 141H89V140H87ZM93 141H95V140H93ZM93 141H92V142H93ZM148 141H149V140H148ZM153 141H155V140H153ZM203 141H204V140H203ZM213 141H214V140H213ZM217 141H219V140H217ZM227 141H228V140H227ZM0 142H1V141H0ZM5 142H4V143H5ZM50 142H51V141H50ZM82 142H83V141H82ZM96 142H97V141H96ZM129 142H130V141H129ZM160 142H161V140H160ZM199 142H200V141H199ZM207 142H208V140H207ZM214 142H215V144H217V143H216V140H215ZM1 143H2V142H1ZM1 143H0V144H1ZM4 143H3V144H4ZM6 143H7V142H6ZM6 143H5V144H6ZM8 143H10V142H8ZM8 143H7V144H8ZM13 143H14V142H13ZM52 143H53V142H52ZM54 143H55V142H54ZM57 143H58V142H57ZM60 143H62V141H61ZM74 143H75V141H74ZM83 143H84V142H83ZM152 143L154 144V142H152ZM3 144H1V145H3ZM5 144H4V145H5ZM31 144H34V141H33ZM69 144H70V143H69ZM79 144H81V143H79ZM86 144H87V143L85 142V144H82V145H86ZM95 144H97V143H95ZM99 144H100V143H99ZM145 144H147V142H146ZM148 144H149V143H148ZM153 144H152V145H153ZM206 144H207V143H206ZM14 145H16V142L14 143ZM24 145H25V144H24ZM43 145H44V144H43ZM67 145H68V144H67ZM89 145H90V144H89ZM101 145H103V144H101ZM159 145H160V144H159ZM213 145H214V144H213ZM16 146H17V145H16ZM69 146H70V145H69ZM93 146H94V145H93ZM150 146H151V145H150ZM178 146H180V145H178ZM202 146H203V145H202ZM204 146H206V145H204ZM214 146H215V145H214ZM4 147H6V146H4ZM9 147H10V144H9ZM11 147H13V145H11ZM20 147H21V146H19V148H20ZM27 147H28V146H27ZM40 147H43V146H40ZM49 147H50V146H49ZM82 147H83V146H82ZM167 147H168V146H167ZM219 147H221V146H219ZM219 147H218V148H219ZM6 148H7V147H6ZM17 148H18V146H17ZM29 148H30V147H29ZM38 148H39V147H38ZM44 148L46 149L47 147H44ZM94 148H95V146H94ZM122 148H123V146H122ZM172 148H173V147H172ZM214 148H216V147H214ZM214 148H213V149H214ZM0 149H1V150H4V148H0ZM8 149H9V148H8ZM12 149H13V151H15L14 148H12ZM21 149H22V147H21ZM50 149H51V148H50ZM58 149H59V148H58ZM88 149H89V148H88ZM96 149H97V148H96ZM123 149H124V148H123ZM166 149H167V148H166ZM213 149H212V150H213ZM216 149H217V148H216ZM1 150H0V151H1ZM23 150H25V149L23 148ZM56 150H57V149H55V151H56ZM92 150H94V149H92ZM100 150H101V149H100ZM121 150H122V149H121ZM125 150H126V148H125ZM179 150H180V149H179ZM202 150H203V149H202ZM13 151H9V153L12 152V154H13V153H14ZM21 151H22V150H21ZM55 151H54V152H55ZM57 151H58V150H57ZM57 151H56V152H57ZM71 151H72V150H71ZM135 151L138 152L139 150H135ZM209 151H210V150H209ZM7 152H8V151H7ZM16 152H17V151H16ZM24 152L26 153V151H24ZM35 152H37V151H35ZM41 152H42V151H39L40 154H41ZM45 152H46V151H45ZM45 152H44L43 155H45ZM47 152H48V151H47ZM50 152H51V151H50ZM90 152H92V151H90ZM97 152H98V151H97ZM114 152H115V151H114ZM169 152H170V151H169ZM191 152H192V151H191ZM199 152H200V151H199ZM199 152H198V153H199ZM220 152H221V151H220ZM1 153H2V151H1ZM18 153H20V152H18ZM18 153H14V154H13V155L15 156V158H16V155H17ZM22 153H23V152H22ZM25 153H24V154H25ZM33 153H34V152H33ZM33 153H32V155H34ZM37 153H38V152H37ZM62 153H64V152H62ZM70 153H71V152H70ZM95 153H96V152H95ZM112 153H113V152H110L109 155L112 154ZM115 153H116V152H115ZM123 153H125V152H123ZM142 153H143V152H142ZM147 153H149V152H147ZM193 153H194V152H193ZM200 153H201V152H200ZM202 153L204 154V152H202ZM15 154H16V155H15ZM35 154H36V153H35ZM51 154H52V153H50V154L48 153L47 155H51ZM53 154H54V153H53ZM58 154H60V153H58ZM90 154H94V153H90ZM113 154H114V153H113ZM153 154H154V153H153ZM157 154H158V153H157ZM219 154H220V153H218V155H219ZM249 154H251V153H249ZM3 155H4V154H3ZM8 155H9V154H6L7 157H6V156H5V157L8 158V157H10L11 154H10L9 156H8ZM26 155H27V153H26ZM36 155H38V154H36ZM100 155H101V153H99V156H98L99 158H100ZM126 155H128V154H126ZM134 155H135V154H134ZM134 155H133V156H134ZM226 155H227V154H226ZM229 155H230V154H229ZM34 156H35V155H34ZM52 156H53V155H52ZM57 156H58V155H57ZM62 156H63V155H62ZM82 156H83V154H82ZM95 156H96V154H95ZM95 156H94V157H95ZM107 156H108V154H107ZM110 156H111V155H110ZM120 156H121V155H120ZM129 156H130V155H129ZM137 156H139V158H140V155H137ZM158 156H159V155H158ZM165 156H166V155H165ZM204 156H205V155H204ZM216 156H217V155H216ZM224 156H225V155H224ZM232 156H233V155H232ZM247 156H248V155H247ZM252 156H253V155H252ZM41 157H42V156H40V155H38V158H37V157H33V159H34V158H37L36 160H37V162H39L40 167H41V161H40V160L38 161V159L41 158ZM45 157H46V155H45ZM45 157H44V158H45ZM63 157H64V156H63ZM65 157H66V155H65ZM65 157H64V158H65ZM89 157H90V156H89ZM123 157H125V155H124ZM131 157H132V156H131ZM142 157H143V156H142ZM144 157H145V156H144ZM144 157H143V158H144ZM149 157H150V156H149ZM190 157H192V156H190ZM250 157H251V156H250ZM6 158H4V159H6ZM44 158H42V159L44 160ZM46 158H47V157H46ZM46 158H45V163H46ZM67 158H68V155H67ZM79 158H80V157H79ZM81 158H82V157H81ZM90 158H92V157H90ZM90 158H89V161H90ZM128 158H129V157H128ZM128 158H127V159H128ZM139 158H138L137 160H139ZM143 158H142V159H143ZM151 158H153V157L151 156ZM170 158H172V157H170ZM222 158H226V156H225V157H222ZM0 159H1V158H0ZM2 159H3V158H2ZM4 159H3V160H4ZM42 159H41V160H42ZM47 159H48V158H47ZM49 159H51V158L49 157ZM56 159H57V158H55V160H56ZM70 159H71V158H70ZM75 159H76V157L74 158V161H73V162L76 163V161H77V162L79 161L78 158H77L78 160H76V161H75ZM92 159H93V158H92ZM129 159H131V158H129ZM133 159H134V158H133ZM173 159H174V158H173ZM182 159H183V158H182ZM216 159H217V158H216ZM216 159H214V160H216ZM219 159H220V158H219ZM229 159H230V158H229ZM246 159H247V158H246ZM248 159H250V158H248ZM17 160H18V161H21V160H19L18 158H16V161H17ZM52 160L54 161L53 157H52ZM80 160H81V159H80ZM104 160H105V159H104ZM131 160H132V159H131ZM146 160H147V159H146ZM146 160H144V161H146ZM152 160H153V159H151V161H152ZM214 160H213V161H214ZM224 160H226V159H223V161H224ZM238 160H239V159H238ZM251 160H252V159H251ZM0 161H1V160H0ZM13 161H14V160H13ZM13 161H11V163H13ZM18 161H17V162H18ZM25 161H27V162L29 163V160H25ZM25 161H23V162H25ZM49 161H50V160H48V162H49ZM53 161H51V162H53ZM83 161H86V159H85V160L83 159V160L80 161V162H83ZM92 161H93V160H92ZM144 161H143V162H144ZM227 161H228V160H227ZM230 161H231V159H230ZM248 161H249V160H248ZM3 162H4V161H3ZM43 162H44V161H43ZM43 162H42V163H43ZM48 162H47V163H48ZM97 162H98V161H97ZM126 162H127V161H126ZM133 162H134V161H132V163H133ZM185 162H186V161H185ZM185 162H184V163H185ZM225 162H226V161H224V167H225ZM231 162H232V161H231ZM231 162H230V163H231ZM237 162H238V161H237ZM237 162H236V163H237ZM11 163H10V164H11ZM15 163H16V162H15ZM15 163H14V165H15V166L17 165V167H18V164H19V166L21 165L20 162H18V164H15ZM35 163H36V162H34V164H35ZM47 163H46V164H47ZM84 163H85V162H84ZM87 163H88V162H87ZM92 163H93V162H92ZM141 163H142V162H141ZM192 163H193V162H192ZM211 163H212V162H211ZM234 163H235V161H234ZM234 163H233V164H234ZM0 164H1V162H0ZM25 164H26V162H25L23 165H25ZM34 164H33V165H34ZM51 164H52V163H51ZM59 164H60V163H59ZM68 164H69V163H68ZM89 164H91V162H90ZM217 164H219V163H217ZM238 164H239V163H238ZM12 165H13V164H11L10 166L13 167ZM54 165H55V164H54ZM103 165L105 166V164H103ZM188 165H189V164H188ZM21 166H22V165H21ZM28 166H29V165H28ZM67 166H68V165H67ZM94 166H95V165H94ZM96 166H97V165H96ZM126 166H127V165H126ZM190 166H191V165H190ZM211 166H212V165H211ZM213 166H214V165H213ZM213 166H212V167H213ZM215 166H216V165H215ZM217 166H219V165H217ZM0 167H1V165H0ZM5 167H6V165H5ZM22 167H23V166H22ZM22 167H18V169H19V168H22ZM26 167H27V164H26ZM29 167H30V169H31V165H30ZM36 167H37V166H36ZM36 167H35V168H36ZM40 167H39V168H40ZM46 167H47V165H46ZM46 167H45V168H46ZM48 167H49L48 169L51 170V169H50V165H49ZM137 167H138V166H137ZM184 167H185V166H184ZM184 167H183V168H184ZM212 167L209 166V169H213ZM8 168H9V167H8ZM23 168H24V167H23ZM23 168H22L21 170H23ZM32 168H33V167H32ZM37 168H38V167H37ZM68 168H70V167L68 166ZM68 168H67V169H68ZM86 168H89V167H86ZM124 168H125V167H124ZM214 168H215V167H214ZM217 168H218V167H217ZM14 169H15V167H14ZM18 169H15L14 172H16ZM41 169H42V168H41ZM63 169H64V168H63ZM67 169H66V170H67ZM180 169H182V166H181ZM184 169H185V168H184ZM207 169H208V168H207ZM207 169H206V170H207ZM24 170H25V169H24ZM26 170H27V168H26ZM73 170H74V169H73ZM105 170H106V169H105ZM144 170H145V168H144ZM178 170H179V169H178ZM204 170H205V169H204ZM204 170H201V171H204ZM213 170H215V169H213ZM4 171H5V170H4ZM12 171H13V170H12ZM12 171H11V173L13 174ZM31 171H32V170H31ZM44 171H45V170H44ZM44 171H43V172H44ZM69 171H70V170H69ZM69 171H68V172H69ZM142 171H143V170H142ZM208 171L210 172L211 170H208ZM220 171H221V170H220ZM0 172H2V171L0 170ZM21 172H23V171H20V173H21ZM68 172H66V173H68ZM70 172H72V171H70ZM75 172H76V171H75ZM84 172H86V171H84ZM136 172H137V171H136ZM140 172H141V170H140ZM212 172H213V171H212ZM16 173H17V172H16ZM23 173H24V172H23ZM23 173H22V174H23ZM25 173H26L27 175H26ZM25 173H24V174H25L26 176H30L32 172L30 173L29 170H28V173H29L30 175L27 173V171H26ZM46 173H47V172H46ZM46 173H45V174H46ZM49 173H50V171H49ZM5 174H7V173H5ZM18 174H19V172H18ZM22 174H20V175H22ZM24 174H23V175H24ZM39 174H41L40 171H39ZM43 174H44V173H43ZM86 174H88V173H86ZM136 174H138V173H136ZM143 174H144V173H143ZM189 174H190V173H189ZM213 174H215V172H214ZM216 174H219V173H216ZM10 175H11V174H10ZM25 175H24V177H26ZM60 175H61V174H60ZM69 175H72V174H69ZM84 175H85V174H84ZM205 175H207V174H205ZM205 175H204V176H205ZM209 175H210V173H209ZM220 175H221V174H220ZM42 176H44V175H42ZM140 176H141V175H140ZM160 176H161V175H160ZM160 176H159V178H162V177H160ZM213 176H214V175H213ZM216 176H217V175H216ZM0 177H1V176H0ZM14 177H15V176H14ZM20 177H21V176H20ZM20 177H19V178H20ZM39 177H40V176H39ZM39 177H38V176L36 177V181H37V179H38ZM44 177H45V176H44ZM75 177H76V176H75ZM141 177H142V176H141ZM195 177H196V176H195ZM195 177H194V178H195ZM205 177H206V176H205ZM209 177H210V176H209ZM10 178H11V177H10ZM16 178H17V179H16ZM16 178H12V181H13L14 179H15L16 181H18V176H17ZM26 178H27V177H26ZM31 178H32V176H31ZM45 178H46V177H45ZM69 178H70V177H69ZM69 178H68V179H69ZM145 178H146V177H145ZM207 178H208V177H206L205 179H207ZM213 178H214V177H213ZM21 179H22V178H21ZM23 179H24V178H23ZM23 179H22V180H23ZM29 179H30V178L26 179V181H29V182L33 181V180H31V179L29 180ZM33 179H34V178H33ZM81 179H82V182H83V181H84V180H83L84 178L82 177ZM143 179H144V178H143ZM167 179H168V178H167ZM167 179H166V180H167ZM185 179H187V178H185ZM185 179H184V180H185ZM202 179H203V178H202ZM205 179H204V180H205ZM6 180H7V179H6ZM10 180H11V179H10ZM15 180H14L13 182H15ZM41 180H42V179H41ZM46 180H47V179H46ZM70 180H71V178H70ZM86 180H87V178H86ZM159 180H160V179H159ZM192 180H193V179H192ZM194 180H195V179H194ZM197 180H198V179H197ZM204 180H201V181L205 182ZM209 180H210V178H209ZM211 180H213V179H211ZM214 180L216 181V179H214ZM218 180H219V179H218ZM221 180H222V179H221ZM36 181H35V182H36ZM72 181L74 182V181H76V179L74 180L73 177H72ZM219 181H220V180H219ZM3 182H4V180H3ZM13 182H9V183H13ZM19 182H20V181H19ZM21 182H22V181H21ZM23 182H24V181H23ZM37 182H38V181H37ZM76 182H77V181H76ZM158 182H159V181H158ZM161 182H162V180H161ZM213 182H214V181H213ZM217 182H218V181H217ZM217 182H216V183H217ZM9 183H8V184H9ZM15 183L18 184V182H15ZM15 183L13 184L14 186H15ZM27 183H28V182H27ZM32 183H33L32 185H34V189H35V187H38V184H36V185H37V186H36V185L34 184V182H32ZM38 183H39V182H38ZM42 183H43V182H42ZM49 183H50V182H49ZM71 183H72V182H71ZM83 183H84V182H83ZM156 183H157V182H156ZM192 183H193V181H192ZM195 183H196V181H195ZM198 183H199V182H198ZM201 183H202V182H201ZM205 183L208 185L207 182H205ZM210 183H211V182H210ZM210 183H209V184H210ZM30 184H31V183H30ZM39 184H41V183H39ZM43 184H45V183H43ZM43 184H42V185H43ZM74 184H75V183H74ZM74 184H72V185L70 184V185H71V188L74 187ZM85 184H87V183H85ZM85 184H84V185H85ZM180 184H181V182H180ZM218 184H219V182H218ZM10 185H12V184H10ZM32 185H31V186H32ZM45 185H46V184H45ZM48 185H49V184H48ZM51 185H52V184H51ZM87 185L90 187V184H87ZM87 185H85V186L88 187ZM140 185H141V184H140ZM198 185H200V184H198ZM201 185L203 186V184H201ZM201 185H200V186H201ZM216 185H217V184H216ZM2 186L7 187L6 185H1L0 187L2 188ZM8 186H9V185H8ZM19 186H20V185H19ZM19 186H18V187H19ZM22 186H23V185H22ZM31 186H30V187H31ZM40 186H41V185H40ZM40 186H39V187H40ZM46 186H47V185H46ZM75 186H77V185L75 184ZM133 186H134V185H133ZM170 186H171V185H170ZM179 186H180V185H179ZM195 186H196V184H195ZM11 187H12V186H11ZM11 187H9V188H11ZM25 187H26V186H25ZM53 187H54V186H53ZM82 187H84V186L82 185ZM82 187H81V188H82ZM92 187H93V186H92ZM175 187H177V189H178V186H177V185H176ZM211 187H216V186H215V183H214V186H211ZM9 188H8V189H9ZM15 188H16V186H15ZM20 188H21V187H19L18 190H21V189H22V188H21V189H20ZM46 188H48V186H47ZM49 188H50V187H49ZM202 188H203V187H202ZM202 188H201V189H202ZM8 189H7V190H8ZM32 189H33V188H32ZM38 189H39V188H38ZM38 189H35V190H33V191L36 192ZM58 189H59V188H58ZM79 189H80V188H79ZM108 189H109V188H108ZM124 189H125V188H124ZM169 189H170V187H169ZM179 189H180V188H179ZM179 189H178V190H179ZM214 189H215V188H214ZM7 190H6V191L4 190V191L7 192ZM12 190L14 191V189H12ZM12 190H11V189L8 190V191H10V192H8L7 194H10V195H11ZM15 190H16V189H15ZM18 190H17V193L19 192ZM44 190H45V187H44ZM48 190H49V189H47V193H48ZM72 190H73V189H72ZM72 190H71V191H72ZM50 191H51L52 194H54V192H53V190H51V188H50L49 192H50ZM71 191H70V193H72ZM77 191H78V190H77ZM82 191H84V190H82ZM82 191H81V192H82ZM204 191H205V190H204ZM204 191H203V192H204ZM214 191H215V190H214ZM21 192H22V191H21ZM37 192H38V191H37ZM45 192H46V190H45ZM78 192L80 193V191H78ZM106 192H107V191H106ZM180 192H181V191H179L178 193H180ZM183 192H184V191H183ZM191 192H193V191H191ZM207 192H208V191H207ZM209 192H210V191H209ZM2 193H3V191H2ZM14 193H15V192H13V194H14ZM33 193H34V192H33ZM33 193H32V194H33ZM107 193H108V192H107ZM167 193H168V192H167ZM187 193H188V192H187ZM212 193H213V192H212ZM212 193H211V194H212ZM214 193H215V192H214ZM15 194H16V193H15ZM15 194H14V195H15ZM32 194H31V196H32ZM35 194H36V193H35ZM40 194H41V193H40ZM40 194H39V195H40ZM52 194H50V195H52ZM68 194H69V192H68ZM88 194L90 195V193H88ZM183 194L185 195L186 192H185V193H182V196H184ZM205 194H206V193H205ZM1 195L3 196V194H1ZM28 195H29V194H28ZM45 195H46V193H45ZM50 195H49V193H48V196H49V197H50ZM54 195H55V194H54ZM166 195H167V194H166ZM175 195H176V194H175ZM192 195H193V193H192ZM217 195H218V194H217ZM227 195H228V194H227ZM11 196H12V195H11ZM11 196H10V199L12 198ZM17 196H19V195H17ZM31 196H30V198H31ZM46 196H47V195H46ZM106 196H107V195H106ZM168 196H169V195H168ZM168 196H167V197H168ZM200 196H201V195H200ZM210 196L213 197L212 195H210ZM210 196H209V197H210ZM214 196H216V195H214ZM3 197L6 199V196H3ZM26 197L29 198V196H27V194H26ZM44 197H45V196H44ZM49 197H45V198L48 199ZM51 197H52V196H51ZM51 197H50V198H51ZM53 197L55 198V197H57V196L55 195V196H53ZM53 197H52V198H53ZM191 197H192V196H191ZM4 198H2V199H4ZM39 198H40V197H39ZM173 198H174V197H173ZM178 198H179V197H178ZM178 198H177V199H178ZM189 198H190V197H189ZM195 198H196V197H195ZM5 199H4V201H5ZM7 199L9 200V195H8V198H7ZM7 199H6V200H7ZM25 199H26V198H25ZM31 199H32V198H31ZM40 199H41V198H40ZM100 199H101V198H100ZM131 199H132V198H131ZM182 199H183V198H182ZM192 199H194V198H192ZM211 199H212V198H211ZM213 199H215V198H213ZM225 199H226V198H225ZM8 200H7V201H8ZM16 200H17V199H16ZM22 200H24V199L22 198ZM22 200H21V201H22ZM49 200H50V199H48L47 201L50 202ZM101 200H102V199H101ZM173 200H174V199H173ZM230 200H231V198H230ZM0 201H1V198H0ZM4 201H3V202H4ZM7 201H5V202H7ZM10 201H11V200H10ZM13 201L15 202V200H13ZM17 201H18V200H17ZM41 201H43V200H41ZM63 201H64V200H62V202H63ZM104 201L106 202L105 198H104ZM104 201H100V204L98 203V204H99V205H98V206H99L98 208H100V205H101ZM190 201H192V200H190ZM198 201H200V200H198ZM198 201H196V202H198ZM48 202H47V203H48ZM66 202H68V201H66ZM78 202H79V201H78ZM101 202H102V203H101ZM139 202H140V201H139ZM220 202H221V201H220V199H219V202H217V203H220ZM15 203H16V202H15ZM19 203L21 204L22 202H19V201H18V205H19ZM24 203H25V202H24ZM43 203H44V201H43ZM47 203H46V204L44 203V204L47 205ZM210 203H211V202H210ZM212 203H213V202H212ZM221 203H223V202H221ZM28 204H29V203H28ZM68 204H69V202H68ZM104 204H105V203H104ZM104 204H103V205H104ZM175 204H177V200H176V203H175ZM175 204H174V205H175ZM178 204H179V203H178ZM187 204H188V203H187ZM187 204H186V205H187ZM194 204H195V203H194ZM197 204H198V203H197ZM204 204H205V202H204ZM214 204H216V203H214ZM224 204H227V202H225ZM5 205H8V204H5ZM5 205H4V206H5ZM9 205H10V204H9ZM18 205H17V206H18ZM26 205H27V204H26ZM69 205H70V204H69ZM105 205H106V204H105ZM105 205H104V206H105ZM160 205H161V204H160ZM186 205H184V206H186ZM191 205H192V204H191ZM202 205H203V204H202ZM216 205H217V204H216ZM219 205L221 206V204H219ZM222 205H223V204H222ZM27 206H28V205H27ZM72 206H73V205H71V207H72ZM93 206H94V203H93ZM93 206H92V207H93ZM167 206H168V205H167ZM171 206H172V205H171ZM178 206H179V205H178ZM220 206H219V207H220ZM224 206H225V205H224ZM0 207H2V206H1V203H0ZM14 207L17 208L16 206H14ZM19 207H20V206H19ZM19 207H18V208H19ZM28 207H29V206H28ZM158 207H159V206H158ZM188 207H190V206H188ZM197 207H198V206H197ZM225 207H227V206H225ZM5 208H6V207H5ZM15 208H14V209H15ZM18 208H17V209H18ZM90 208H91V207H90ZM101 208H102V206H101ZM228 208H229V207H228ZM230 208H231V207H230ZM230 208H229V209H230ZM14 209H13V207H12V210H11L10 212H12V211H13V212H12L11 214H13V213L15 212ZM173 209H174V208H173ZM175 209H176V208H175ZM193 209H194V208H193ZM232 209H233V208H232ZM8 210H9V209H8ZM8 210H7V213L4 212V214H2V213H0V214H2V215L4 216L5 214H8V212H9ZM66 210L69 212L68 209H66ZM75 210H76V209H75ZM158 210H159V209H158ZM176 210H177V209H176ZM191 210H192V209H191ZM194 210H195V209H194ZM194 210H193V211H194ZM3 211H4V209H3ZM39 211H40V210H39ZM61 211H62V209H61ZM93 211H94V210H93ZM111 211H112V209H111ZM185 211H186V210H185ZM217 211H218V210H217ZM217 211H215V213H216ZM59 212H60V211H59ZM63 212H64V211H63ZM68 212H67V213H68ZM91 212H92V211H91ZM156 212H157V210H156ZM174 212H175V211H174ZM177 212L179 213V211H177ZM177 212H176V213H177ZM183 212H184V210H183ZM213 212H214V210H213ZM218 212H219V211H218ZM229 212H231V211H229ZM30 213H31V212H30ZM151 213H154V212L151 211ZM157 213H158V212H157ZM231 213H232V212H231ZM22 214H23V213H22ZM28 214H29V212H28ZM63 214L65 215V213H63ZM93 214H94V213H93ZM100 214H101V213H100ZM110 214H111V213H110ZM201 214H202V213H201ZM2 215H1L0 217H2ZM66 215L68 216L69 214H66ZM89 215H90V214H89ZM155 215H156V214H155ZM189 215H190V213H189ZM191 215H192V214H191ZM193 215H194V214H193ZM235 215H236V214H235ZM8 216H9V215H8ZM76 216H77V215H75V217H76ZM148 216H149V215H148ZM244 216H245V215H244ZM10 217H11V216H10ZM10 217H7V215H6V217L4 216V217L2 218V221H1V227H2V229H3V227H4V226L2 225V224H3L2 222L5 221V220H3V219H4V218H5V219H7V218L9 219ZM28 217H30V216H28ZM69 217H70V216H69ZM72 217H73V216H72ZM91 217H92V216H91ZM100 217H101V216H100ZM103 217H104V216H103ZM146 217H147V216H146ZM167 217H168V216H167ZM236 217H237V215H236ZM64 218H65V217H64ZM211 218H212V217H211ZM239 218H240V216L238 217V219H239ZM244 218H245V217H244ZM244 218H243V219H244ZM246 218H247V217H246ZM0 219H1V218H0ZM8 219L6 220V222L8 221ZM59 219H60V218H59ZM81 219H82V218H81ZM99 219H100V218H99ZM165 219H166V217H165ZM165 219H163V221H164ZM175 219H176V218H175ZM212 219H213V218H212ZM216 219H217V218H216ZM67 220H68V219H67ZM69 220H70V219H69ZM201 220H202V219H201ZM240 220H241V218H240ZM46 221H47V220H46ZM60 221H62V220H60ZM71 221H72V220H71ZM103 221H104V220H103ZM213 221H214V220H213ZM213 221H211V222H213ZM241 221L244 222L245 220H241ZM100 222H101V220H100ZM180 222H181V221H180ZM214 222H215V221H214ZM235 222H236V221H235ZM245 222H247V221H245ZM7 223H8V222H7ZM46 223H47V222H46ZM48 223H49V222H48ZM70 223H71V222H70ZM95 223H97V222L95 221ZM101 223H102V222H101ZM233 223H234V221H233ZM4 224H5V223H4ZM9 224H10V223H9ZM9 224H8V225H9ZM213 224H214V223H213ZM213 224H212V225H213ZM236 224H237V223H236ZM238 224H239V223H238ZM8 225H7V226H8ZM11 225H12V224H11ZM15 225H16V224H15ZM17 225H18V224H17ZM19 225H20V224H19ZM19 225H18V226H19ZM22 225H25V224H22ZM77 225H78V224H77ZM103 225H104V224H103ZM232 225H233V224H232ZM13 226H14V225H13ZM20 226H21V225H20ZM78 226H79V225H78ZM83 226H84V225H83ZM92 226H93V225H92ZM96 226H97V225H96ZM96 226H95V227H96ZM213 226H214V225H213ZM234 226H235V224H234ZM234 226H233V227H234ZM241 226H242V225H241ZM241 226H240V227H241ZM84 227H86V225H85ZM95 227H94V228H95ZM171 227H172V226H171ZM86 228H88V227H86ZM208 228H209V227H208ZM215 228H216V227H215ZM225 228H226V227H225ZM49 229H51V228H49ZM58 229H60V228H58ZM58 229H57V230H58ZM61 229H64V228H61ZM84 229H85V228H84ZM148 229H149V228H148ZM209 229H210V228H209ZM223 229H224V228H223ZM236 229H237V228H236ZM6 230L8 231V229H6ZM39 230H40V229H39ZM41 230H42V229H41ZM86 230H88V229H86ZM155 230H156V229H155ZM155 230H154V231H155ZM212 230H213V228H212ZM212 230H211V231H212ZM226 230H227V229H226ZM238 230H239V229H238ZM1 231H2V230H1ZM13 231H14V230H12V232H13ZM19 231L22 232L23 230H19ZM42 231H43V230H42ZM241 231H243V230H241ZM257 231H258V230H257ZM10 232H11V231H10ZM14 232H15V231H14ZM39 232L41 233V231H39ZM179 232H180V231H179ZM212 232H213V231H212ZM233 232H234V231H233ZM237 232H238V234L240 233L239 231H237ZM17 233H18V232H17ZM26 233H27V232H26ZM180 233H181V232H180ZM199 233H200V232H199ZM227 233H228V231H227ZM235 233H236V232H234V235H236ZM1 234H2V233H0V235H1ZM8 234H9V233H8ZM8 234H7V235H8ZM59 234H61V233H59ZM65 234H66V233H65ZM195 234H196V233H195ZM195 234H194V235H195ZM2 235H3V234H2ZM4 235H5V234H4ZM16 235H18V234H16ZM16 235H15V236H16ZM61 235H62V234H61ZM63 235H64V234H63ZM70 235H71V234H70ZM183 235H185V234H183ZM196 235H197V234H196ZM206 235H207V234H206ZM212 235H213V234H212ZM58 236H59V235H58ZM92 236H93V235H92ZM239 236H240V235H239ZM7 237L9 238V236H7ZM12 237H13V236H12ZM36 237H37V235L35 236V238H36ZM53 237H54V236H53ZM62 237H63V236H62ZM62 237H61V238H62ZM68 237H69V236H68ZM185 237H186V236H185ZM187 237L189 238V235H188ZM193 237H194V236H193ZM199 237H200V235H199ZM232 237H233V236H232ZM8 238H7V239H8ZM37 238H38V237H37ZM156 238H157V236H156ZM156 238H155V239H156ZM158 238H159V237H158ZM158 238L156 239L157 241H158ZM188 238H187V239H188ZM230 238H231V237H230ZM5 239H6V237H5ZM5 239H4V240H5ZM11 239H12V238H11ZM17 239H18V238H17ZM32 239L34 240V237H33V236H32ZM52 239H53V238H52ZM189 239H190V238H189ZM232 239H233V238H231V240H232ZM14 240H15V239H14ZM36 240H37V239H36ZM59 240H60V239H59ZM63 240H64V238H63ZM67 240H68V239H67ZM98 240H99V239H98ZM171 240H172V239H171ZM171 240H170V241H171ZM180 240H181V239H180ZM192 240L194 241V239H192ZM198 240H200V239H198ZM198 240L196 239L195 241H198ZM17 241H18V240H17ZM65 241H66V240H65ZM70 241H71V240H70ZM157 241H154L155 244H157V243L159 244L160 241H159V242H157ZM163 241L166 242V240H164V238H163ZM176 241H179V240H176ZM187 241H189V240H187ZM200 241H201V240H200ZM200 241H198V242L200 243ZM233 241H234V239H233ZM240 241H243V240H240ZM240 241H239V243H241ZM7 242H8V241H7ZM21 242H23V241H21ZM29 242H30V241H29ZM93 242H94V241H93ZM165 242H163V243H165ZM172 242H174V241H172ZM172 242H171V243H172ZM234 242L236 243V241H234ZM5 243H6V242H5ZM51 243H52V241H51ZM66 243H67V242H66ZM90 243H92V242H90ZM160 243H161V242H160ZM178 243H179V242H178ZM193 243H194V242H193ZM206 243H207V242H206ZM235 243H234V244H235ZM239 243H238V245H239ZM243 243H244V241H243ZM9 244H10V243H9ZM12 244H13V243H12ZM32 244H33V243H32ZM35 244L38 245V242L35 243ZM41 244H42V243H41ZM49 244H50V243H49ZM92 244H93V243H92ZM179 244H181V243H179ZM179 244H178V246H180ZM183 244H184V243H183ZM196 244H198V243H196ZM211 244L213 245V242H212V241H211ZM234 244H233V245H234ZM256 244H257V242H256ZM0 245H2V244H0ZM24 245H25V244H24ZM39 245H40V244H39ZM39 245H38V246H39ZM164 245H165V244H164ZM201 245H205V244H201ZM214 245H215V244H214ZM226 245H227V244H226ZM230 245H231V244H230ZM233 245H232V246H233ZM257 245H258V244H257ZM43 246H44V245L41 246V249H42ZM53 246H54V245H53ZM55 246H56V245H55ZM166 246H167V245H166ZM169 246H170V245H169ZM172 246H175V245H172ZM184 246H185V245H184ZM228 246H229V245H228ZM235 246H236V245H235ZM242 246H243V245H242ZM258 246H259V245H258ZM260 246H261V244H260ZM260 246H259V247H260ZM27 247H28V246H27ZM27 247H26V248H27ZM44 247H45V248H48V247H46V246H44ZM44 247H43V248H44ZM63 247H65V246H63ZM83 247H84V246H83ZM175 247H176V246H175ZM221 247H222V246H221ZM223 247H224V246H223ZM226 247H227V246H226ZM230 247H231V246H230ZM230 247H229V248H230ZM237 247H238V246H237ZM237 247H236V248H237ZM239 247H240V246H239ZM243 247H244V246H243ZM243 247H242V248H243ZM34 248H35V247H34ZM49 248H50V247H49ZM65 248H66V247H65ZM68 248H69V245H68L67 249H68ZM85 248H86V247H85ZM159 248H161V247H159ZM162 248H163V247H162ZM164 248H165V247H164ZM182 248H185V247L182 246ZM234 248H235V247H234ZM236 248H235V250H236ZM242 248H241V249H242ZM35 249H36V248H35ZM168 249H169V248H168ZM170 249H171V248H170ZM176 249H177V248H176ZM213 249H214V248H213ZM260 249H261V247H260ZM83 250H84V249H83ZM178 250H179V249H178ZM187 250H188V249H187ZM195 250H196V249H195ZM230 250H231V248H230ZM230 250H229V251H230ZM44 251H45V250H44ZM49 251H50V250H49ZM89 251H90V250H89ZM91 251H92V250H91ZM135 251H136V250H135ZM150 251H151V250H150ZM161 251H162V249H161ZM163 251H164V250H163ZM169 251H171V250H168V252H169ZM240 251H241V252H240V254H241L243 250H240ZM11 252H12V251H11ZM51 252H52V251H51ZM151 252H153V251H151ZM151 252H150V253H151ZM172 252H174V250H173ZM189 252H190V251H189ZM189 252H187V253H189ZM230 252H231V251H230ZM257 252H258V251H257ZM259 252H260V251H259ZM261 252H262V251H261ZM261 252H260V253H261ZM46 253H47V252H46ZM98 253H99V252H98ZM156 253H157V252H156ZM190 253H191V252H190ZM231 253H232V252H231ZM243 253H244V251H243ZM246 253H247V252H246ZM260 253H259V254H260ZM25 254H26V253H25ZM69 254H70V256H72L71 254H73V252H70ZM202 254H203V253H202ZM228 254H230V253L228 252ZM232 254H233V253H232ZM247 254H248V253H247ZM263 254H264V253H263ZM263 254H262V255H263ZM76 255H77V253H76ZM76 255H75L74 257H76ZM83 255H84V254H83ZM109 255H111V254H109ZM146 255H147V254H146ZM205 255H206V254H205ZM233 255H234V254H233ZM233 255H232V257H233ZM235 255H236V254H235ZM235 255H234V256H235ZM78 256H79V255H78ZM143 256H145V255H143ZM202 256H203V255H202ZM202 256H200V257L203 258L204 256H203V257H202ZM216 256H217V253H216ZM246 256H247V255H246ZM19 257H20V256H19ZM94 257H95V256H94ZM149 257H152V256L149 255ZM236 257H238V256H236ZM239 257H240V256H239ZM247 257H248V256H247ZM254 257H256L255 259H257V257H258V253H257V256L255 255ZM261 257H262V256H261ZM261 257H259V258H261ZM6 258H7V256H6ZM22 258H23V257H22ZM153 258H154V257H153ZM234 258H235V257H234ZM248 258H249V257H248ZM250 258H251V257H250ZM47 259H48V258H47ZM92 259H93V258H92ZM150 259H151V258H150ZM171 259H172V258H171ZM197 259L199 260L200 258H197ZM227 259H230V258L227 257ZM238 259H241V258H238ZM185 260H187V259H185ZM192 260H193V259H192ZM200 260H201V259H200ZM214 260H215V259H214ZM216 260H217V259H216ZM260 260H261V259H260ZM20 261H21V260H20ZM90 261H91V260H90ZM93 261H94V260H93ZM168 261H169V260H168ZM172 261H175V260H172ZM187 261H188V260H187ZM196 261H197V260H196ZM201 261H203V260H201ZM201 261H199V262H197V263L200 264ZM204 261H205V260H204ZM204 261H203V262H204ZM217 261H218V260H217ZM232 261H233V260H232ZM235 261H236V262H237V261L240 262L239 260H235ZM235 261H234V263H235ZM245 261H246V260H245ZM258 261H259V259H258ZM56 262H57V261H56ZM58 262H59V261H58ZM131 262H132V261H131ZM159 262H160V261H159ZM205 262H206V261H205ZM249 262H250V261H249ZM253 262H254V261H253ZM253 262H250V264L253 263ZM256 262H257V261L255 260V263H256ZM259 262H260V261H259ZM60 263H61V262H60ZM93 263H95V262H93ZM93 263H92V264H93ZM116 263H117V262H116ZM139 263H140V262H139ZM161 263H162V262H161ZM184 263L186 264L187 262H184ZM184 263H183V264H184ZM190 263H191V262H190ZM194 263H195V262H194ZM216 263H217V262H216ZM240 263H241V262H240ZM255 263H254V264H255ZM66 264H67V263H66ZM75 264H76V263H75ZM131 264H132V263H131ZM164 264H166V262H165ZM173 264H174V263H173ZM187 264H188V263H187ZM192 264H193V263H192ZM203 264H204V263H203ZM238 264H239V263H238ZM256 264H257V263H256Z\"/></svg>", "mask_w": 264, "mask_h": 264}, {"label": "crops", "instance_id": "crops-1", "mask_svg": "<svg viewBox=\"0 0 264 264\" xmlns=\"http://www.w3.org/2000/svg\"><path fill=\"white\" fill-rule=\"evenodd\" d=\"M69 1H72V0H69ZM80 1V0H79ZM81 1H83V0H81ZM104 1H106V0H104ZM108 1H110V2H113V0H108ZM172 1H174V0H172ZM92 2H94L95 3V0H85V3H86V5L87 4H91ZM125 2V0H122L120 3H119V6H118V8L116 9V11H121L122 9H123V5H122V3H124ZM133 9L134 10H136V11H140V10H142L143 8H145L146 7V3H147V7H153V3H152V0L151 1H149V2H142V3H139L137 0H133ZM150 3L152 4V6L150 5ZM111 4V3H110ZM173 5L175 6L176 4L175 3H173ZM183 6V5H182ZM187 7H188V9H189V7H190V2L189 3H187ZM114 7L111 5V8L110 9H113ZM89 9V8H88ZM65 15V14H64ZM189 15V14H188ZM118 16H120V15H118Z\"/></svg>", "mask_w": 264, "mask_h": 264}]
</instances>
